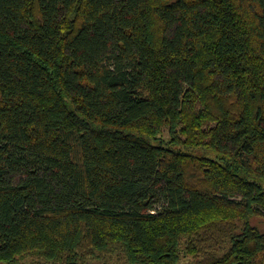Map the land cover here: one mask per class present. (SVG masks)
<instances>
[{
    "label": "trees",
    "instance_id": "16d2710c",
    "mask_svg": "<svg viewBox=\"0 0 264 264\" xmlns=\"http://www.w3.org/2000/svg\"><path fill=\"white\" fill-rule=\"evenodd\" d=\"M264 0H0V264H264Z\"/></svg>",
    "mask_w": 264,
    "mask_h": 264
},
{
    "label": "rangeland",
    "instance_id": "374dc122",
    "mask_svg": "<svg viewBox=\"0 0 264 264\" xmlns=\"http://www.w3.org/2000/svg\"><path fill=\"white\" fill-rule=\"evenodd\" d=\"M255 224L258 225L261 229H264V223L261 220H256Z\"/></svg>",
    "mask_w": 264,
    "mask_h": 264
}]
</instances>
